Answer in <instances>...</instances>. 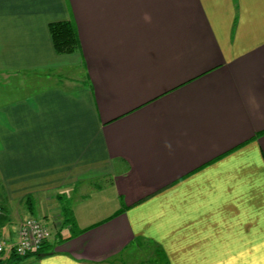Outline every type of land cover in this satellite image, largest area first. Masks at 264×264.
Instances as JSON below:
<instances>
[{"label":"crops","instance_id":"obj_1","mask_svg":"<svg viewBox=\"0 0 264 264\" xmlns=\"http://www.w3.org/2000/svg\"><path fill=\"white\" fill-rule=\"evenodd\" d=\"M62 22L73 54L53 48ZM10 85L2 204L25 219L71 194L49 255L20 264H131L138 245L264 264V0H0ZM19 227L0 221L6 249Z\"/></svg>","mask_w":264,"mask_h":264},{"label":"rangeland","instance_id":"obj_2","mask_svg":"<svg viewBox=\"0 0 264 264\" xmlns=\"http://www.w3.org/2000/svg\"><path fill=\"white\" fill-rule=\"evenodd\" d=\"M42 85V84H41ZM39 85L38 87H40ZM37 86V84H36ZM10 86L4 87L5 89H0V94H4L3 97H9L11 95L5 96V94H8L7 91L10 90ZM70 194V192H68ZM66 193V194H68ZM68 194V195H69ZM68 195H65V193H54L47 196H42L38 199L37 202H29L31 205L29 208H31V212L33 213L32 216H27L25 219L22 218L21 214L19 213V216H16V212H18V209H22L25 206L21 205L14 208H8L5 207L4 204H2L1 200H3V192L0 188V221L3 219L4 221H12V224H14L15 220L19 218L20 225L28 218H34L38 220L42 225H44L48 230L51 237L53 238L57 232H60V228L64 226V221L61 220L60 215L65 210L67 205L66 198ZM71 195V194H70ZM23 206V207H22ZM18 215V214H17ZM12 216V218H11ZM135 248V247H134ZM133 248V251L131 252L132 260L131 264H166V260L164 256L161 254L159 250H157L153 246L149 245H138V248Z\"/></svg>","mask_w":264,"mask_h":264},{"label":"built area","instance_id":"obj_3","mask_svg":"<svg viewBox=\"0 0 264 264\" xmlns=\"http://www.w3.org/2000/svg\"><path fill=\"white\" fill-rule=\"evenodd\" d=\"M1 214V209H0ZM50 240L49 230L34 218L26 219L19 227L17 241L7 247L0 243V264L11 255L23 258L39 252Z\"/></svg>","mask_w":264,"mask_h":264},{"label":"trees","instance_id":"obj_4","mask_svg":"<svg viewBox=\"0 0 264 264\" xmlns=\"http://www.w3.org/2000/svg\"><path fill=\"white\" fill-rule=\"evenodd\" d=\"M49 32H50V36L52 40V45H53V48L56 54L69 55V54H73L78 49L76 30L71 22H62V23L52 24L49 26ZM30 200L31 199H29V201ZM30 205L31 203H29V206ZM68 211L69 209L66 208L64 212H68ZM65 223H69V222L67 221ZM49 251H50L49 247L46 244L45 246H43V248L39 252H36L32 255H29L23 258H18L16 256L11 255L8 258L9 259H11V257L13 258L12 264H20L30 258L40 259L42 257H45L49 255L50 253Z\"/></svg>","mask_w":264,"mask_h":264}]
</instances>
